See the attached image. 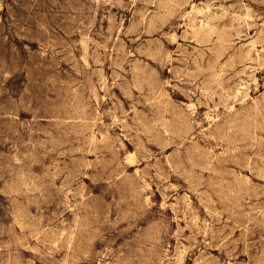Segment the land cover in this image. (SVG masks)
<instances>
[{
	"label": "rangeland",
	"instance_id": "374dc122",
	"mask_svg": "<svg viewBox=\"0 0 264 264\" xmlns=\"http://www.w3.org/2000/svg\"><path fill=\"white\" fill-rule=\"evenodd\" d=\"M137 183L164 264H264V2L0 0V264H105Z\"/></svg>",
	"mask_w": 264,
	"mask_h": 264
},
{
	"label": "clouds",
	"instance_id": "9594fccd",
	"mask_svg": "<svg viewBox=\"0 0 264 264\" xmlns=\"http://www.w3.org/2000/svg\"><path fill=\"white\" fill-rule=\"evenodd\" d=\"M145 192L146 188L139 183L135 185V196L125 195V189L121 188L123 198L118 202L120 206L117 207V202L113 201L112 208L103 213L97 212L92 204L79 203L77 212L84 213L80 219L85 223L82 239L91 240L92 235L100 230V236L107 234L108 240L120 238L125 241L116 253L109 248L105 256L110 259H106L105 264H164V259L161 258L162 236L167 235L169 225L149 211L153 205L151 202L144 203ZM113 215L116 217L114 220L109 218ZM121 225L126 227L121 228ZM87 229H91V232ZM100 236L96 238L99 239ZM194 239V236L189 238V247L194 246ZM177 250L181 251L182 246L178 244ZM177 259L178 257L167 258V264H175Z\"/></svg>",
	"mask_w": 264,
	"mask_h": 264
},
{
	"label": "bare ground",
	"instance_id": "6f19581e",
	"mask_svg": "<svg viewBox=\"0 0 264 264\" xmlns=\"http://www.w3.org/2000/svg\"><path fill=\"white\" fill-rule=\"evenodd\" d=\"M204 20V19H203ZM202 21V20H201ZM204 26H207V25H204ZM202 27H203V25H202ZM220 50V49H219ZM237 56V55H236ZM238 58V57H237ZM240 60V59H239ZM217 62V61H216ZM226 62H228V61H226ZM233 65V64H232ZM231 65V66H232ZM222 68V67H221ZM234 69V68H233ZM219 76V75H218ZM219 78V77H218ZM231 91V90H230ZM223 96V95H222Z\"/></svg>",
	"mask_w": 264,
	"mask_h": 264
}]
</instances>
